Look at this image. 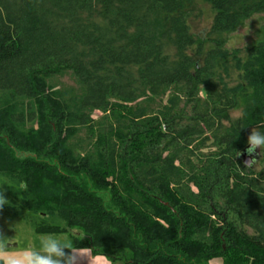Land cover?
<instances>
[{
  "label": "trees",
  "instance_id": "obj_1",
  "mask_svg": "<svg viewBox=\"0 0 264 264\" xmlns=\"http://www.w3.org/2000/svg\"><path fill=\"white\" fill-rule=\"evenodd\" d=\"M202 1L204 36L193 0H0L10 218L112 263L264 264V36L226 38L264 0Z\"/></svg>",
  "mask_w": 264,
  "mask_h": 264
},
{
  "label": "rangeland",
  "instance_id": "obj_2",
  "mask_svg": "<svg viewBox=\"0 0 264 264\" xmlns=\"http://www.w3.org/2000/svg\"><path fill=\"white\" fill-rule=\"evenodd\" d=\"M195 5L194 11H192V16L190 18V24L192 31L198 36H204L210 25L214 16V11L211 6L202 0H193ZM264 34V12L253 15L251 18L247 19L241 26H239L235 31L231 32L226 36L227 46L230 49L240 48L241 56L243 60L247 58V48L257 41L263 38ZM232 75L235 80L239 79V72L231 67ZM244 103L234 109L231 112L232 119H236L242 115ZM256 130L261 133L260 129L257 127L251 128L248 132L250 135L252 131ZM262 134V133H261ZM263 150L257 148V152L262 153ZM0 191L4 193L7 192V188L4 186V179L0 176ZM75 232V229L71 230ZM61 238L57 241V247L61 248L66 254L71 253V247L69 245V235L68 234H58V235H40L36 234L32 224L27 218H21L15 216L10 218L8 214L2 210L0 211V246L15 254L26 248H33L36 251H42L43 245L54 239ZM68 245V247H65ZM61 264H71L68 255L59 258ZM111 262V261H110ZM111 264H131L124 260H117L111 262ZM210 264H223L220 258L214 259Z\"/></svg>",
  "mask_w": 264,
  "mask_h": 264
},
{
  "label": "clouds",
  "instance_id": "obj_3",
  "mask_svg": "<svg viewBox=\"0 0 264 264\" xmlns=\"http://www.w3.org/2000/svg\"><path fill=\"white\" fill-rule=\"evenodd\" d=\"M247 145L245 151L249 157H252L256 153V149L260 148L264 150V134L253 129L252 133L247 139ZM252 162V159L245 161L248 165ZM23 188L24 185L21 184ZM8 200L5 198L2 191H0V211L2 206L7 204ZM61 238H54L43 245L42 251H36L33 248H26L18 253H11L3 246H0V264H61L60 257L68 255L71 264H91L94 258H92L87 252H81L76 249L75 255L71 253H65L61 248L57 247V241ZM68 247V245H65ZM71 247H73L71 245Z\"/></svg>",
  "mask_w": 264,
  "mask_h": 264
},
{
  "label": "crops",
  "instance_id": "obj_4",
  "mask_svg": "<svg viewBox=\"0 0 264 264\" xmlns=\"http://www.w3.org/2000/svg\"><path fill=\"white\" fill-rule=\"evenodd\" d=\"M81 252H87L93 259L91 264H111V262L104 256H94L89 249H78ZM76 249H71V254L75 255Z\"/></svg>",
  "mask_w": 264,
  "mask_h": 264
},
{
  "label": "water",
  "instance_id": "obj_5",
  "mask_svg": "<svg viewBox=\"0 0 264 264\" xmlns=\"http://www.w3.org/2000/svg\"><path fill=\"white\" fill-rule=\"evenodd\" d=\"M245 149H246V148H245ZM245 149H244V151H243L244 162H245V161H248V160H250V159H252V162H251L250 164H248V166H250V165H252V164L254 163V161L257 159V157H258V152H257V149H256V153L253 154L252 157H249L248 154L246 153Z\"/></svg>",
  "mask_w": 264,
  "mask_h": 264
}]
</instances>
